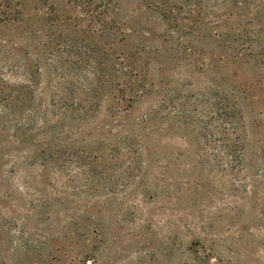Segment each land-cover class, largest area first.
<instances>
[{
    "label": "rangeland",
    "instance_id": "obj_1",
    "mask_svg": "<svg viewBox=\"0 0 264 264\" xmlns=\"http://www.w3.org/2000/svg\"><path fill=\"white\" fill-rule=\"evenodd\" d=\"M87 1L0 0V264H264V0Z\"/></svg>",
    "mask_w": 264,
    "mask_h": 264
},
{
    "label": "trees",
    "instance_id": "obj_2",
    "mask_svg": "<svg viewBox=\"0 0 264 264\" xmlns=\"http://www.w3.org/2000/svg\"><path fill=\"white\" fill-rule=\"evenodd\" d=\"M70 1H71V3L73 2L76 5H77V3L84 5V6H82L83 8L80 10L81 13H83L84 15H86L87 13L88 14L90 13L91 10L89 8V5H90L89 1H87V0H70ZM90 16L88 15L89 18H91Z\"/></svg>",
    "mask_w": 264,
    "mask_h": 264
}]
</instances>
